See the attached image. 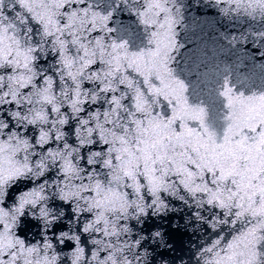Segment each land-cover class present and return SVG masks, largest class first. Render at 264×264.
Segmentation results:
<instances>
[{
	"label": "snow or ice",
	"instance_id": "obj_1",
	"mask_svg": "<svg viewBox=\"0 0 264 264\" xmlns=\"http://www.w3.org/2000/svg\"><path fill=\"white\" fill-rule=\"evenodd\" d=\"M262 48L264 0H0V264H264Z\"/></svg>",
	"mask_w": 264,
	"mask_h": 264
},
{
	"label": "water",
	"instance_id": "obj_2",
	"mask_svg": "<svg viewBox=\"0 0 264 264\" xmlns=\"http://www.w3.org/2000/svg\"><path fill=\"white\" fill-rule=\"evenodd\" d=\"M191 16L193 18L198 16L200 22H207L203 24V27L204 32L207 34L206 42L210 48L213 46L215 41L220 40V36L222 34L234 31L231 20L220 17L219 15H217L215 10L205 7L203 4L199 6L198 11L194 6L191 10ZM243 23L244 22L241 21L239 24H237L235 27V31L238 32L239 27ZM261 50L264 51V48H262ZM249 52H251V49H249ZM209 236L210 234L205 235L203 230L197 232L195 235L192 234L191 229L188 230V233L186 235L180 236L176 240L172 241L173 245L176 248V251L170 254V258L171 256L180 257L184 264H188L189 258L194 251L195 246L203 243L204 241H207L209 239ZM177 264H180V261H177ZM192 264H194V262H192Z\"/></svg>",
	"mask_w": 264,
	"mask_h": 264
}]
</instances>
